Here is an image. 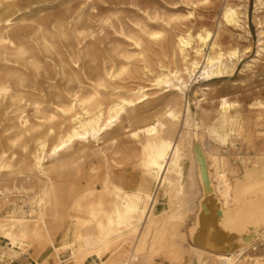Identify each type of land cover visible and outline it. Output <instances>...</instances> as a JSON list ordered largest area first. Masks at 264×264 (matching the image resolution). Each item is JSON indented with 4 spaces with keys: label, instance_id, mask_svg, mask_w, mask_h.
<instances>
[{
    "label": "bare ground",
    "instance_id": "6f19581e",
    "mask_svg": "<svg viewBox=\"0 0 264 264\" xmlns=\"http://www.w3.org/2000/svg\"><path fill=\"white\" fill-rule=\"evenodd\" d=\"M20 1L0 0V110L11 108L0 133V264H19V250L32 264H264L242 239L250 225L264 244V186L259 195L250 187L264 185V100L245 114L222 96L197 114L188 99L196 80L238 62L246 7L216 0L219 14L195 27L198 5L211 0H186L181 12L144 10L127 25L62 0L60 12L29 17L27 32L15 24L28 20ZM262 10L264 0H256L255 12ZM256 18L251 70L264 54V21ZM99 24L114 36L98 57L93 44L109 38ZM87 60L98 61L90 77ZM47 61L72 86L34 97L31 76L46 73ZM199 90L213 92L208 84ZM153 104L162 109L148 115ZM120 130L138 144L134 165L129 152L108 155L101 146ZM91 145L97 164L85 161ZM198 197L186 245L185 217ZM229 242L238 245L226 252Z\"/></svg>",
    "mask_w": 264,
    "mask_h": 264
},
{
    "label": "rangeland",
    "instance_id": "374dc122",
    "mask_svg": "<svg viewBox=\"0 0 264 264\" xmlns=\"http://www.w3.org/2000/svg\"><path fill=\"white\" fill-rule=\"evenodd\" d=\"M35 0H21V7L25 8L23 11L25 12V17L28 20L19 21L15 20L16 27L21 26L24 28V31L29 32L32 29L31 21H29V17H45L49 14H55L60 12L65 8L66 3H63L62 0H45L44 3H40L38 5H32V2ZM69 1L71 5L77 6L81 4H86L92 11L98 14L99 19L106 17L110 14H116L122 17V20L128 25L131 20H142L143 11L144 10H157L160 12H181L186 8V5L183 1L186 0H66ZM234 2L241 3L244 7H246L247 11V25H248V34L247 40L244 42H240L239 48V60L236 65L225 72L223 74L213 76L210 80L199 78L196 80L191 87V90L188 93V99L190 101V105L192 107L193 112L197 113L201 111V108L211 110L212 106L218 102V99L222 96L227 97L229 100L237 101L241 109L245 114L249 113L250 105L255 102L257 99L264 100V54L259 56L260 59L251 66L253 70L248 67V64L252 63L253 58H258L257 56V42H258V27L255 22V14L257 15L258 20L264 21V10L255 12L256 8V0H232ZM220 9L217 6L216 0H211L209 3L200 4L196 9L197 21L194 26L197 27L200 25L199 21H208L214 14H219ZM116 24V23H115ZM126 25V28L128 29ZM100 27H104L105 33H108L107 39H102L100 43L99 40L92 46L93 55L98 56L101 55L105 47L108 46V40L114 36L113 29L106 27L105 25H97L96 29L99 32ZM102 31V33L104 32ZM104 34V33H103ZM234 34V32H232ZM102 36V34H100ZM249 46V47H248ZM248 47V48H244ZM64 48H61V51L64 52ZM263 57V58H261ZM57 56L54 57V61L57 62ZM49 64L51 62L47 61ZM98 62V61H97ZM97 62H92L87 60V75L90 77L93 72H96L95 65ZM32 82L30 83V87L27 91L37 97L41 90L48 93L49 96H53V92L56 90H63L67 87L72 86L71 83H67L65 80L61 79L56 73L54 67L47 68L46 73H42L39 76H31ZM148 84V82H144ZM202 84H208L213 92L208 95L201 94L199 87ZM201 97H205L204 100L199 102ZM162 109V104H153L149 107L148 115L152 114L155 111ZM9 109H1L0 110V133L3 132L5 126L9 123L7 118L10 116L8 112ZM252 118V119H250ZM248 122V127L250 129H254V118L251 114ZM260 129H254L253 133L256 135L257 131ZM7 132H3L6 134ZM115 138L116 143L112 144V139ZM101 146L108 152V155H112V152H118V157H122L123 152H129L131 156V160L129 161V165H134L138 159L139 147L136 142H133L128 136L126 130H120L114 134H108L102 141ZM212 146V142L208 139H205V147ZM84 153L89 154V158L87 156L85 161L87 164H97L99 162V158L94 155V147L92 145L89 149L84 150ZM133 171H137L134 167ZM264 185H258L251 187V191L255 192L254 195H259V190ZM249 187V186H247ZM260 200L259 203L264 202V195H259ZM20 205H23V201L21 199L17 200ZM201 201V198H200ZM169 210V208H168ZM197 207L190 213H188L185 217V224L183 226V230L187 232L186 235V245L193 243L190 235L188 234V228L192 223V220L196 214ZM187 219V220H186ZM160 222V221H159ZM158 222V223H159ZM251 236L248 240L246 237ZM243 245L247 247H251L252 245L257 246L258 253L264 256V244L260 241L257 233H254L250 230L246 231V234L242 236ZM238 245V244H237ZM236 243L229 242L225 247L226 252H230L231 250L237 247ZM0 247H6V242L0 239ZM33 249L29 250L31 253ZM23 251L19 250V257L16 259L17 261L23 260V257H27L26 264H32L29 259L30 255H21ZM128 254V252H127ZM33 256V254L31 253ZM60 259H65L67 256V252L60 251L59 253ZM156 260L161 262L162 259L158 258ZM164 261V260H163ZM164 263V262H163ZM117 264H122V262H118ZM140 264H142L140 262Z\"/></svg>",
    "mask_w": 264,
    "mask_h": 264
},
{
    "label": "crops",
    "instance_id": "0c3cea01",
    "mask_svg": "<svg viewBox=\"0 0 264 264\" xmlns=\"http://www.w3.org/2000/svg\"><path fill=\"white\" fill-rule=\"evenodd\" d=\"M200 197H201V196H200ZM200 197H198L197 200H196V207H197V210H196V211H197V212H198V210H199ZM197 212H196V214H197ZM196 214H195V215H196ZM186 220H187V219H186ZM247 229L250 230V231L253 230V229H252V226H250V225H248ZM245 234H246V231H244V232L242 233V236H244ZM84 239L87 240V245L91 244V233H90L89 231H87V233L84 234ZM31 253H32V254H35V251L33 250ZM22 259H23V260H19L18 263H19V264H26L27 257L25 256V257H23ZM156 260H159V259H156ZM157 262H158V261H157ZM163 262H164L163 264H169V262H168L167 260H164Z\"/></svg>",
    "mask_w": 264,
    "mask_h": 264
}]
</instances>
